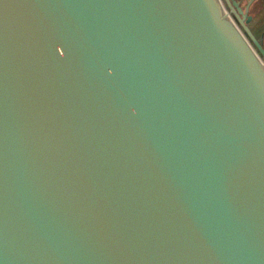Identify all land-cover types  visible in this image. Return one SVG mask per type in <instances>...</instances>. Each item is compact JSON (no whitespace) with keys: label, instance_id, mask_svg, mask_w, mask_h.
Returning a JSON list of instances; mask_svg holds the SVG:
<instances>
[{"label":"water","instance_id":"obj_1","mask_svg":"<svg viewBox=\"0 0 264 264\" xmlns=\"http://www.w3.org/2000/svg\"><path fill=\"white\" fill-rule=\"evenodd\" d=\"M218 1L0 0V264H264V34Z\"/></svg>","mask_w":264,"mask_h":264},{"label":"flooded vegetation","instance_id":"obj_2","mask_svg":"<svg viewBox=\"0 0 264 264\" xmlns=\"http://www.w3.org/2000/svg\"><path fill=\"white\" fill-rule=\"evenodd\" d=\"M220 1V5H221V7H223V9H224V11L227 13V15H228V17L232 20V21H235L236 22V20L234 19V17L231 15V14H229L228 13V9H227V7H226V5L224 4V2L222 1V0H219ZM223 2V3H222ZM264 4V0H256V1H254L252 4H251V6L249 7V15L252 17V19H251V21L249 22V24H248V27L251 29V32H252V29L254 28V23L255 24H257V22L258 21H255V18H254V16H252V14H250L251 13V10L253 9H256L257 10V14H256V18L258 19V20H260L262 17H263V10L264 9H262L261 8V6ZM245 5V1H242L241 2V7H243ZM255 21V22H254ZM251 26V27H250ZM263 29V28H262ZM261 29V31L258 33V35L257 36H260V35H262V34H264V29L262 30ZM253 34H254V32H252ZM263 39H264V36H263Z\"/></svg>","mask_w":264,"mask_h":264},{"label":"trees","instance_id":"obj_3","mask_svg":"<svg viewBox=\"0 0 264 264\" xmlns=\"http://www.w3.org/2000/svg\"><path fill=\"white\" fill-rule=\"evenodd\" d=\"M261 8L264 9V4L261 6ZM250 14H252V16H254V18H255L256 14H257V10L256 9H254V10L252 9ZM253 26H254V28L252 29V32H254L255 37L258 38L259 37V36H257L258 33L261 31L262 28L264 29V15H263V17L260 20H258L257 24L254 23ZM262 46L264 48V39H263Z\"/></svg>","mask_w":264,"mask_h":264},{"label":"bare ground","instance_id":"obj_4","mask_svg":"<svg viewBox=\"0 0 264 264\" xmlns=\"http://www.w3.org/2000/svg\"><path fill=\"white\" fill-rule=\"evenodd\" d=\"M218 3H219V1H218ZM222 9H223V7H222ZM223 11H224V9H223ZM223 13H225V16L227 15V13L224 11ZM227 17H228V15H227ZM229 18V17H228ZM230 19V18H229ZM230 21H231V19H230ZM232 23H233V21H231ZM234 25V27H235V29L238 31V33L240 34V32H239V30L236 28V26H235V24H233ZM241 35V34H240Z\"/></svg>","mask_w":264,"mask_h":264},{"label":"rangeland","instance_id":"obj_5","mask_svg":"<svg viewBox=\"0 0 264 264\" xmlns=\"http://www.w3.org/2000/svg\"><path fill=\"white\" fill-rule=\"evenodd\" d=\"M255 21H258V19H257L256 17H255ZM255 21H254V22H255ZM255 23H256V22H255Z\"/></svg>","mask_w":264,"mask_h":264},{"label":"crops","instance_id":"obj_6","mask_svg":"<svg viewBox=\"0 0 264 264\" xmlns=\"http://www.w3.org/2000/svg\"><path fill=\"white\" fill-rule=\"evenodd\" d=\"M263 14H264V10H263V12H262Z\"/></svg>","mask_w":264,"mask_h":264}]
</instances>
